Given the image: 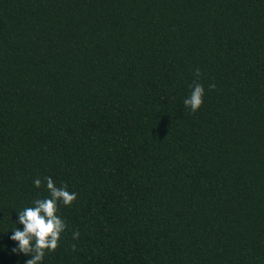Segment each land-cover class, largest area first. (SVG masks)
Here are the masks:
<instances>
[{
	"label": "trees",
	"instance_id": "trees-1",
	"mask_svg": "<svg viewBox=\"0 0 264 264\" xmlns=\"http://www.w3.org/2000/svg\"><path fill=\"white\" fill-rule=\"evenodd\" d=\"M49 177L43 264H264V0H0V264Z\"/></svg>",
	"mask_w": 264,
	"mask_h": 264
},
{
	"label": "clouds",
	"instance_id": "clouds-1",
	"mask_svg": "<svg viewBox=\"0 0 264 264\" xmlns=\"http://www.w3.org/2000/svg\"><path fill=\"white\" fill-rule=\"evenodd\" d=\"M203 96L204 87L195 84L189 97L184 100L185 107L193 112L199 110ZM34 186L40 188L41 180L36 179ZM46 189L48 196L35 199L32 206L17 212V222L22 225V229L15 222V228L9 231L10 239L15 243L13 254L31 257L26 264H43L46 253L57 249L61 234L66 229L65 222L58 215V205L62 203L65 207H70L76 200L75 193H70L66 187H57L50 177L46 179ZM78 237L77 232L74 239Z\"/></svg>",
	"mask_w": 264,
	"mask_h": 264
}]
</instances>
